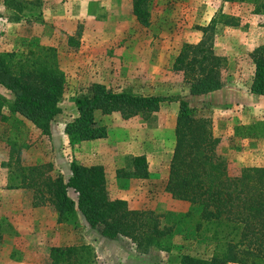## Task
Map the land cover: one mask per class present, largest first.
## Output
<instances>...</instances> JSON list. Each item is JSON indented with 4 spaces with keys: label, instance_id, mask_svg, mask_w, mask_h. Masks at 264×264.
Listing matches in <instances>:
<instances>
[{
    "label": "rangeland",
    "instance_id": "rangeland-1",
    "mask_svg": "<svg viewBox=\"0 0 264 264\" xmlns=\"http://www.w3.org/2000/svg\"><path fill=\"white\" fill-rule=\"evenodd\" d=\"M32 1L16 19L0 0V52L55 47L66 87L50 135L19 114L7 120L0 116V264H50L54 246L82 244L93 248L96 264H175L179 250L209 251L211 244L177 235L174 242L184 250L152 247L146 252L129 238L103 236L82 216L78 224L59 222L51 202L33 205L35 191L22 184L21 173L23 167L46 165L44 171L67 179L72 161L102 164L111 198H124L131 208L153 209L167 223L169 212L190 208V202L166 189L181 99L190 102L194 115L211 118L231 175L245 166L264 167V95L251 90L252 52L264 43V10L251 0H152L150 23L143 25L132 13V0ZM199 44L222 59L223 86L192 95L176 60L187 45ZM94 83L170 99L148 117L97 110V123L107 127L108 136L71 144L65 125L78 114L75 99ZM0 94L12 98L2 86ZM4 112L10 115L7 107ZM249 125L259 136L245 132ZM13 138L24 145L12 144ZM140 154L148 158L149 177H119L117 170L132 169Z\"/></svg>",
    "mask_w": 264,
    "mask_h": 264
},
{
    "label": "trees",
    "instance_id": "trees-1",
    "mask_svg": "<svg viewBox=\"0 0 264 264\" xmlns=\"http://www.w3.org/2000/svg\"><path fill=\"white\" fill-rule=\"evenodd\" d=\"M151 1L132 0V13L143 25L150 23ZM251 1L258 11L264 10V0ZM32 2L4 0L16 19ZM210 49L200 44L187 45L176 60L177 68L184 69L189 78L192 95L210 93L223 86L222 59ZM252 58L255 68L251 90L264 95V43L252 52ZM0 86L12 95L9 99L0 94L2 120L19 114L43 134H51L52 122L62 112L60 102L66 87V75L55 47L39 45L24 53L0 52ZM169 99L166 95H139L94 83L88 94L75 99L78 114L66 123L64 130L71 144L106 138L108 130L97 123V110L104 114L120 112L125 118L148 117ZM5 107L10 115L4 112ZM245 132L259 136L254 125ZM175 136L166 189L174 198L190 202V208L182 214L169 212L167 223L153 209L131 208L126 199L111 198L102 164L72 161L67 179L62 174L47 173L46 165L23 167L21 182L34 189V206L47 201L54 205L59 222L78 224L82 216L103 236L129 238L146 252L152 247L168 253L177 248L184 250V245L174 242L177 235L211 244L209 251L179 250L175 264H264V167L245 166L239 175H231L228 161L218 151L221 139L213 132L211 118L194 115L186 99L179 103ZM11 142L24 145L25 141L13 138ZM117 175L149 177L147 156L137 155L133 168H120ZM50 255V264H96L93 248L86 244L54 246Z\"/></svg>",
    "mask_w": 264,
    "mask_h": 264
},
{
    "label": "crops",
    "instance_id": "crops-1",
    "mask_svg": "<svg viewBox=\"0 0 264 264\" xmlns=\"http://www.w3.org/2000/svg\"><path fill=\"white\" fill-rule=\"evenodd\" d=\"M96 140H99V139H96Z\"/></svg>",
    "mask_w": 264,
    "mask_h": 264
}]
</instances>
